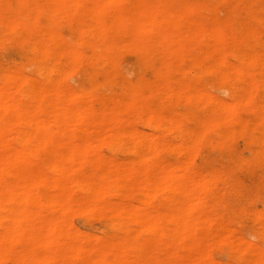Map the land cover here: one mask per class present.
Returning <instances> with one entry per match:
<instances>
[{
	"label": "bare ground",
	"instance_id": "6f19581e",
	"mask_svg": "<svg viewBox=\"0 0 264 264\" xmlns=\"http://www.w3.org/2000/svg\"><path fill=\"white\" fill-rule=\"evenodd\" d=\"M221 1L0 0V43L21 46L33 53L18 60L21 69L0 67V264H9L14 256L12 245L23 242L33 246L19 256L17 264H188L178 257L157 260L145 251L132 263L127 252L140 245L135 243L131 249L125 239L112 247L107 245L110 248H98L89 257L94 250L85 242L102 240L104 235L93 238L76 230L78 227L73 229L69 208L75 205L79 211L91 213L95 202L118 194L123 195V203L129 208L115 209L114 228L124 230L134 224L138 232L158 233L164 238L165 248H170L175 237L181 242L196 241L193 249L187 246L186 250L194 252L199 264H215L204 255L208 244L198 232L203 218L193 214L206 204L200 195L206 187L188 172L194 171L192 163L204 131L228 124L245 130L248 121L243 115L256 107L264 110V66H257L264 62V54L243 52L244 46H254H242L234 26L219 19ZM114 4L127 7L110 8ZM14 5L27 11L17 16L6 14ZM199 13L209 18L208 25L203 15L198 17ZM228 13L229 19L245 15L253 20L254 24L246 23L242 29L264 40V9H258L253 0ZM146 34H153L154 39L146 38ZM183 36L207 41L190 47L182 42ZM230 36L234 44L228 50L223 39ZM114 44H121L137 56L140 72L136 76L121 70ZM186 57L192 60L190 67L184 64ZM27 67L33 68L30 73L22 70ZM75 69H83L84 75L90 76L91 89L101 86L118 91L114 100L123 111L146 116V124L162 133L171 127L182 141L187 140L186 161L151 164L149 161L157 156L163 142L152 132L140 131L136 121L122 117L118 109L94 97L90 89L66 88L54 77ZM175 69L180 75H192L189 71L215 72L218 83L228 86L230 98L182 85L173 76ZM148 73L162 82L153 85L146 78ZM234 83L244 86L238 88ZM185 91L190 102H198L208 110L205 118L192 117L188 112L181 118L173 111L165 113L159 106L147 104L158 98L176 104ZM257 96L261 97L260 103ZM260 123L264 127V116ZM254 138H258V132L250 134L249 139ZM99 144L113 149L127 147L137 160L121 163L109 155L105 158ZM93 166L110 171L116 179L105 184L87 180L85 171ZM7 175L14 180H7ZM80 188L90 192L93 199L74 195ZM135 192L141 194L138 205L129 201ZM156 198H160L159 205L147 211V205ZM44 202L50 210H59L56 217L41 210ZM80 235L86 240L84 245L63 247L65 239ZM228 241L233 242L230 237ZM241 242L246 243L243 239ZM39 247L51 251L43 252ZM255 247L244 249L253 253L250 264H264V253L262 256Z\"/></svg>",
	"mask_w": 264,
	"mask_h": 264
},
{
	"label": "rangeland",
	"instance_id": "374dc122",
	"mask_svg": "<svg viewBox=\"0 0 264 264\" xmlns=\"http://www.w3.org/2000/svg\"><path fill=\"white\" fill-rule=\"evenodd\" d=\"M172 1H189L194 4H198L202 0ZM249 1L252 0H222L220 2L222 11L218 14V17L222 22L234 26L238 38L242 39L240 40L242 46L247 43H250L254 46L253 48H245L246 46H244L242 48L244 53L251 55L257 51L264 54V40L257 37L252 32L244 31L242 29L244 24H254L255 22L245 15L236 17L234 19H229L228 12L230 10L237 7H243ZM253 1L258 9H264V0ZM111 7L112 9L125 10L127 6L123 4H114L111 5L110 8ZM26 11L27 8H18L16 5H14L10 7V9H7L6 14L17 16L24 14ZM202 15L203 14L199 13L198 17L200 18ZM204 17L203 21L206 25H208L210 21L207 19L209 18L206 16ZM65 33L69 34V30L66 29ZM145 37L150 40L154 39L153 34H146ZM206 41L207 40L196 41L192 38L190 39L188 36H183L182 42L189 44L190 47H197L204 44ZM223 44L228 50H231L234 44L233 37L230 36L228 38H224ZM114 46H116V55L119 58L121 70L125 71L130 77L136 76L137 73L140 72L137 65V56L121 44H114ZM24 54L33 56L32 52L27 53L21 46L0 43V67H14L21 69L17 64L19 62L18 60ZM184 64L186 67H190L192 65L191 58L186 57ZM257 66H264V62H258ZM32 69L33 68L27 67L22 70H24L26 73H30ZM162 69L166 70L165 68ZM100 70L102 72L106 71V69ZM73 71H68L64 76L54 75V77L59 81L61 80V84L66 88L90 89L94 97L104 99L108 105L118 109L119 114L122 117L136 121L137 128L140 131L143 132L145 130L147 133L152 132V134H149L153 136L155 135V137L163 142L164 145H162L160 148L157 156L149 161L151 164L154 162H160L163 164L176 165L186 161L187 157L185 149L187 148L186 143L188 141H182L179 135L174 130H172L171 127L166 124L165 127H169L170 130L164 131L162 133L156 128L148 126L146 124V116L130 111H123V107L114 100V97L118 95V91L104 89V87L101 86L91 89L89 81L90 76H85L83 69H75ZM172 72L173 76H175L178 82H180L182 85L210 90L222 99L228 100L230 98V91L229 88H227L228 86L218 83L215 72H197L195 74L194 72L189 71V74L192 75L177 74L176 69L172 70ZM146 78L153 85H159L162 82L160 77H157V79L156 76L154 77V75L149 73L147 74ZM234 85L235 87L237 85L238 88L244 86V84L239 83H234ZM222 92H226L227 95H223ZM182 96L183 97H181L179 102L176 104L164 102L159 98L155 99L154 101H148L147 104L152 107L159 106V108L165 113L173 111L181 118L183 117L182 115L184 112L190 113L191 116L195 118L206 117V112L208 110L203 108L198 102H190L187 97V91H185V94ZM259 97L260 96L256 97L259 99L257 100L258 103H260L259 101L261 98ZM243 116L248 121V125L245 127V130L234 129L233 125L228 124L223 128H209L208 130L204 131L200 140L198 141V152L195 155L196 157L193 159L192 166L194 171L188 172L189 174H193L196 181H203V184L206 187L200 192L201 198L206 201V204L202 208L196 209L193 214L194 216H200L203 218L201 220L202 225L198 232L205 236V245L208 244L205 246V257H207L209 260H213L215 264H250V261L253 259V253H249L248 251L244 250L246 247L250 246L252 248L256 246L255 249L260 251L261 254L264 253V127L260 123L264 116V110L260 107H256L246 112ZM253 132H258V138L250 140V134ZM110 133L111 131H108L106 134L110 135ZM208 133L212 137H209L210 135L208 136ZM208 138H212V141H209L211 139ZM183 145L185 146L183 147ZM98 149L103 157L108 158L109 155L110 158L116 161L118 159L117 162L121 161V163H129L131 161L137 160L134 157L135 154L127 147H116L113 149L110 145L99 144ZM87 170L88 171H85L87 180H95V182L97 181L98 183L102 181L100 184H105L108 180L114 181L116 179V177H114L110 171H102V169L98 167H88ZM48 172H50V174L55 177L58 176L55 171ZM6 178L9 181L14 180L12 175H7ZM86 191V189L82 190V188H80L74 191V195L85 196L88 200H91V197L93 199V195ZM140 197L141 194L139 192H135L129 197V201L132 203H137L138 205ZM123 199V195L118 194L111 196L106 201L95 202L94 211L91 213L79 211L78 206L75 205L69 208L71 212L69 216V224L71 222L70 225L73 229L78 227L76 230L90 234L93 236V238H95V236L104 235L102 240L95 238L85 242V245L91 248V250H94L88 254L89 257L94 255L96 249L104 247L110 248L116 245L119 241L125 239L124 243L129 245L131 249L134 247L135 243H139L140 245V248L134 251L133 249L130 251L128 250L130 253L127 252V259L132 263L138 259V255L141 253V251H145L150 257L157 260H170L173 259V257H178L185 263L199 264L194 258V252L192 253L190 250H186L187 246L190 249H193V247L197 244L196 241L193 242L186 240L181 242L179 241V237H175L170 241V248H165L162 246L164 238L158 233H149L145 231L138 232L135 229L134 224L129 225L132 227L129 228L128 226L124 230L121 228H114L112 225V220L115 209L125 211L129 208V204H124ZM159 203L160 198L153 199L150 204L147 205V211L152 212V208L156 205H159ZM222 207L224 210H222ZM41 210L46 215L53 217H56V215L59 213L58 209L51 208L50 210L46 202L43 203ZM75 225L76 227H74ZM228 237H230L233 242L228 241ZM241 239L245 240L246 243H242ZM66 240V244L63 245L65 248L71 245L79 247V245H84V241H86L84 236L81 235L70 236L65 239V241ZM65 241L63 242L65 243ZM243 244L246 245L244 248ZM30 245L33 246L28 242L14 243L12 245L14 256L12 261L10 260L9 264H17L19 256L27 254L31 248ZM182 247L185 249H182ZM39 248L43 252L51 251V249L45 247ZM72 253L75 254L76 251L74 250Z\"/></svg>",
	"mask_w": 264,
	"mask_h": 264
},
{
	"label": "clouds",
	"instance_id": "9594fccd",
	"mask_svg": "<svg viewBox=\"0 0 264 264\" xmlns=\"http://www.w3.org/2000/svg\"><path fill=\"white\" fill-rule=\"evenodd\" d=\"M222 94H223V95H227V93H226V92H222Z\"/></svg>",
	"mask_w": 264,
	"mask_h": 264
}]
</instances>
